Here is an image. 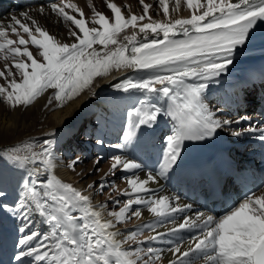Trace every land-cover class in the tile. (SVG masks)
<instances>
[{"label": "bare ground", "instance_id": "obj_1", "mask_svg": "<svg viewBox=\"0 0 264 264\" xmlns=\"http://www.w3.org/2000/svg\"><path fill=\"white\" fill-rule=\"evenodd\" d=\"M263 8L264 0H0V54L11 55L0 64V187H19L1 197L14 204L12 222L20 214L47 232L30 181L17 179L30 175L69 236L57 251L70 264H264V190L208 225L180 192L186 155L253 119L230 109L256 98L264 47L146 58L172 36ZM62 140L77 149L67 161L56 155ZM248 220L249 230L234 229Z\"/></svg>", "mask_w": 264, "mask_h": 264}, {"label": "rangeland", "instance_id": "obj_2", "mask_svg": "<svg viewBox=\"0 0 264 264\" xmlns=\"http://www.w3.org/2000/svg\"><path fill=\"white\" fill-rule=\"evenodd\" d=\"M138 1H140V0H138ZM155 3L156 2H154V4ZM1 50L7 51V46L2 47ZM10 57H11V55L9 53L6 54V55H3L2 57H1V54H0V64H4L7 61V59H9ZM3 101H4V99H3V97H1L0 98V103L3 102ZM95 116H96V114H95ZM95 116H94V114L92 115L93 118ZM86 124L87 123H85V126H86ZM85 131H86V129L83 128L82 132H85ZM83 136H85V133H83ZM120 136H121V134H119V138H120ZM74 147L75 146L72 143L70 144V142H68V141L67 142L63 141V140L59 141L55 145V149L59 153V154L57 153L56 155H58L61 158H63V161H67L70 158V156H73L74 155L73 153L77 150ZM55 149H54V145L50 148L51 152H54ZM78 150H80V149H78ZM89 151H91V150L89 149ZM86 155H88V154H86ZM0 156H2L1 158H3L2 153H0ZM9 161H11L12 165H10V167L12 166V170L13 169L16 170L19 167H21L18 164L16 165L13 160H8V162ZM14 164L17 166V168H15L16 166ZM74 165H77V164H74ZM1 173L3 174V172H1ZM19 176H20V174L18 175L17 179H21L22 181H25V182L30 181V183H31L30 186H31L32 191L37 194L36 197L39 198L42 201L43 205L45 203H47L43 193L40 192L37 189V186H36L37 182H36L35 179L32 178V176H30V175H28L26 177L23 176V178H19ZM14 179H16V177L12 178L11 181L12 180L14 181ZM83 179L85 180V178H83ZM114 185L117 186L119 184L116 182ZM114 185H112V186H114ZM122 187H124V185ZM4 189L18 190L19 187L16 184L8 185L7 183H3V185H1V187H0V200H2L1 197H3L2 195L4 194ZM21 193H22V190H21ZM41 193H42V195H41ZM40 196H42V197H40ZM19 197H20L19 200L21 202L23 197L22 196H19ZM2 201H1V203H2ZM25 202H26L25 199H24V201L22 200V204L24 203L23 205H25ZM3 205L6 206V207L3 206L2 208H0V224L4 225L7 230H6L5 234H4V237L6 236V241H5V243H3V245H0V252H1V250H3L4 254L3 255L1 254L2 257H1V255H0V257L2 259H7V255L10 252V255L13 256L14 259H15V263H16L17 260H19V258L21 256H23L25 258L26 264L28 262L31 263V264H39V263L45 264L48 259H50V258L54 259V257H53V252L54 251H52L49 248V244H50V241H51V238H49L50 234L47 233L46 230H44L42 232H38L39 224H37L33 218L29 217L28 219H26L23 215H20V214L18 215V220H19L20 227H31L33 229V233L34 234L31 235L30 233H26L24 230H22L21 228H18V227L12 229V227H11L12 224L10 225V221H9V215H6V212H8L12 208L11 207L12 203L9 200L4 199ZM36 211H37V209L35 208V212ZM52 224H54V223L52 222ZM57 225H56V228H57V232H58V230H60V229H59V226L57 227ZM136 229H140L141 230V228H139V227L136 228ZM51 234H53V233H51ZM136 234H137V236H140L141 232L137 231ZM35 239L41 240L42 243L44 242L41 247H39L40 245L35 243V241H36ZM8 240H11L10 243L8 242ZM26 240H29V243H26ZM46 246H48V247H46ZM38 250H42L43 254H42V252H38ZM7 251H9V252H7ZM151 256H153L152 253H151Z\"/></svg>", "mask_w": 264, "mask_h": 264}]
</instances>
